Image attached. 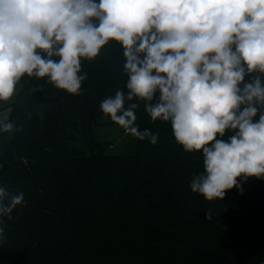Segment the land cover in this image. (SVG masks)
Listing matches in <instances>:
<instances>
[{
    "label": "trees",
    "instance_id": "trees-1",
    "mask_svg": "<svg viewBox=\"0 0 264 264\" xmlns=\"http://www.w3.org/2000/svg\"><path fill=\"white\" fill-rule=\"evenodd\" d=\"M122 66L121 46L110 41L95 59L81 58L88 79L80 95L22 77L0 120L15 123L0 132V186L22 192L26 205L0 217V264H264V178L238 177L242 193L228 189L222 200L193 193L202 150L185 152L170 122L151 121L143 101L130 102L139 104L136 124L159 134L156 145L135 138L131 156L104 155L93 138L88 151L75 145L99 119L111 120L99 105L128 91ZM37 89L52 101L31 100Z\"/></svg>",
    "mask_w": 264,
    "mask_h": 264
},
{
    "label": "clouds",
    "instance_id": "clouds-1",
    "mask_svg": "<svg viewBox=\"0 0 264 264\" xmlns=\"http://www.w3.org/2000/svg\"><path fill=\"white\" fill-rule=\"evenodd\" d=\"M110 41L121 46L128 90L100 102L111 121L156 145L159 134L136 124V97L151 121L170 122L185 152L202 150L204 171L189 187L208 201L242 193L238 177L264 178V77L253 75L264 74V0H0V101L25 75L80 95L81 58ZM14 128L0 121V132ZM25 205L0 186V217Z\"/></svg>",
    "mask_w": 264,
    "mask_h": 264
},
{
    "label": "rangeland",
    "instance_id": "rangeland-1",
    "mask_svg": "<svg viewBox=\"0 0 264 264\" xmlns=\"http://www.w3.org/2000/svg\"><path fill=\"white\" fill-rule=\"evenodd\" d=\"M19 90L20 85L18 84L16 94L11 99L0 101V120L9 118L10 105L16 100ZM79 138L80 141L75 145L87 151L90 145L88 140L93 138L92 145L98 144L99 149L102 147L104 155L131 156L135 153V137L108 119H99L98 123L93 126L92 134L88 133V136H79ZM98 148L94 147V150Z\"/></svg>",
    "mask_w": 264,
    "mask_h": 264
},
{
    "label": "water",
    "instance_id": "water-1",
    "mask_svg": "<svg viewBox=\"0 0 264 264\" xmlns=\"http://www.w3.org/2000/svg\"><path fill=\"white\" fill-rule=\"evenodd\" d=\"M30 98L38 104H47L52 101L51 99L47 98L40 89L34 90L30 94Z\"/></svg>",
    "mask_w": 264,
    "mask_h": 264
}]
</instances>
